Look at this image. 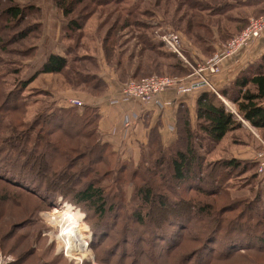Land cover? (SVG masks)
Returning a JSON list of instances; mask_svg holds the SVG:
<instances>
[{"label": "trees", "instance_id": "1", "mask_svg": "<svg viewBox=\"0 0 264 264\" xmlns=\"http://www.w3.org/2000/svg\"><path fill=\"white\" fill-rule=\"evenodd\" d=\"M53 1L63 18L67 19L63 36L74 34L75 37L83 28V18L87 20L89 14L97 13L98 8L109 11L103 20L105 23L98 27L97 32L104 25V29L108 27L102 38L95 37L92 41L94 54L79 55L76 52L82 47L79 44L82 40L80 35L74 38V47H69L70 59L50 54L32 77L19 78L17 59L30 58L36 51L33 45L41 34L38 25L40 10L29 6L20 8L15 0H0V129L5 119L3 116L9 112L22 113L27 107L36 105L37 101H31L35 94L50 97V93L44 89L27 90L32 79L39 74H63L68 82L75 83L81 91L101 96L106 86L97 75L98 50L102 51L107 66L118 71L122 84L129 80L138 82L154 76H167L163 72L164 67L171 72L168 73L172 78L190 73L174 55L161 50V43L149 35L153 29L143 17L152 18L162 0H154L153 4L150 0ZM176 1V8L185 9L180 17L174 19V25H181V33L194 47L210 54L211 44L215 41L213 26L217 25L215 28L218 29L220 25L219 21L214 22L211 17L217 11H221L220 14L226 12L229 1ZM251 3L259 8L258 17L263 16L264 0ZM32 18V23L24 25L26 20ZM125 29L132 31L131 37L121 41ZM136 29L140 30L135 35L140 49L136 54H127L124 46L135 38L132 34ZM223 35H218L221 40L229 37L224 36L223 39ZM135 56L138 60L134 63ZM253 66L218 92L220 97L231 103L245 124L211 90H201L195 103V123H191L185 107L179 109L173 143L163 147L156 130H152L148 146L141 152H148L149 162L144 160L145 155H141V163L146 165L142 167L139 163L138 168L128 172L125 162L117 161L116 168L113 166L109 145L99 142L97 127L100 117L95 108L85 106L81 114L74 108L49 109L40 112L32 122H12L10 136L3 135L4 132L0 130V203L8 199V195L27 194L34 196L41 208L46 205L51 209V205L57 204L58 200L73 207L82 206L86 220L95 219L91 227L95 246H103L109 238L114 239L123 233L120 241L118 239L107 245L109 247L105 255L100 257L103 263L110 262L118 251L120 260L124 255H129L124 245L128 241L125 239L128 233H143L132 240L131 256L136 260L134 264H151L149 260L155 256L151 254L152 238L164 240V250L168 253L172 250L170 247L181 245V237L185 239L193 233H199L194 237L196 241L201 239L200 246L191 249L187 255L180 254L177 260L179 264H211L219 261V258L227 259L235 255L247 257L243 255L246 252L264 253V176L258 175V164L231 155L229 159H207L229 134L238 130L247 132L249 128L256 131L264 142V55ZM26 90L28 95H23ZM46 98L39 102L42 106ZM19 128L23 129V132L20 131L22 133L18 131ZM55 132L71 141L86 142L85 146H81L84 149L81 152L83 159L79 160L81 162L75 153L79 148L78 142L62 144L61 140L54 138ZM249 134L247 139L240 134L233 136L231 146L237 147L229 149V152L241 147L256 148L259 143ZM22 143L23 148L18 150ZM29 143L32 146L26 149ZM71 154L75 156L71 157ZM29 164L36 175L26 167ZM113 173V184L121 186L127 179L129 183H134L133 201L138 204L131 208L132 213L129 215L123 214L125 205L118 198V191H109L99 185L101 177H110ZM123 173L127 175L122 176ZM231 180H243L250 187L248 192L254 195L232 199L230 192L235 191L233 188L236 183L232 187L229 185ZM83 182H86L84 187L80 186ZM256 183L258 188L254 190ZM245 189L246 186L238 187L239 191ZM112 196L116 203L110 201ZM25 225L27 221L24 219L12 223L5 238L8 240ZM119 227L122 231L118 230ZM145 233L150 235V239H146ZM177 233L182 234L179 237ZM18 238L23 240L24 237ZM149 243L151 248L146 249ZM217 246L218 250L215 249ZM30 254L25 253L22 260L30 257Z\"/></svg>", "mask_w": 264, "mask_h": 264}, {"label": "rangeland", "instance_id": "2", "mask_svg": "<svg viewBox=\"0 0 264 264\" xmlns=\"http://www.w3.org/2000/svg\"><path fill=\"white\" fill-rule=\"evenodd\" d=\"M154 0H150L151 4H153ZM229 1V6L226 10V12H223L220 14L217 11V13L211 17L212 21H219V26L218 29L215 27L217 25L213 26V37L215 38V41L212 42L211 44V53L207 54L205 52H202L198 48L194 47L186 38L181 33V25L180 26H175L174 25V19L178 18L182 15L184 11V7L179 10V8H176L178 2L176 0H162L161 4L159 7H157V10L153 14L152 18L146 17L144 15L143 19L147 20V23L152 26V33L151 35L152 39L156 42L161 43L162 48L161 50L165 51L166 53L172 54V52L164 45L162 42V39L168 35L172 34L176 36L181 44V48L183 50V58L186 60L187 63H184L182 59L174 55L182 64L183 67L186 68V70L190 71L193 73L192 67L196 66L197 64L194 63L193 57L191 56V53L193 51H197L201 56L204 57V59L201 62H204L208 59H211L213 56L217 55L219 53V46L224 45L227 42H229L234 36L239 34L241 31H243L247 25V22L249 19H255L258 18V10L256 4L251 3V1L255 2L256 0H240V2L236 0H226ZM15 3L21 8V7H35L37 10H40L38 13V16H40L38 20V25L41 28V34L39 33V40L36 42V44L33 45V47H36V51L33 53L32 57L27 58V59H17V64L19 66V78H28L32 77L34 73L38 71V69L41 67L42 63L44 60L47 58L48 55L50 54H56L59 56H62L64 58H71V53L69 47L73 48L75 45L74 38L79 37L82 35V40H80L79 44L82 45L81 48L77 49L76 52L79 55H84L87 53L92 54L93 53V40L95 37L102 38L105 34V31L107 29L105 28V25L103 28L99 29L100 32L98 31V27L103 25V20L108 16L107 11L108 9H100L98 8L97 13L94 14H89V18L87 20H84L82 22V29L80 32L77 34L71 35L72 40L70 39L71 36H63V27L66 25L67 19L63 18L61 11L54 6V1L53 0H15ZM111 9V8H110ZM156 9V8H155ZM103 10V11H102ZM102 12V13H101ZM106 12V13H103ZM75 14H78L77 12ZM74 16V15H72ZM84 16V14H83ZM27 22L32 23L33 18L26 20L24 25H27ZM173 22V25L171 24ZM108 22H106L107 24ZM109 23L108 25H110ZM183 28V26H182ZM135 29V28H134ZM239 30V31H237ZM139 29H136V31L133 30V36L139 32ZM220 35L228 36L226 37L225 40L220 39ZM224 31L226 33H224ZM132 31H129L128 29H125L122 32V40L121 41H126L129 40L128 38L131 37L130 33ZM135 32V33H134ZM223 33V34H222ZM84 36V37H83ZM63 37V38H62ZM230 38V39H229ZM134 39H131L127 45H125L126 53L129 54L130 52H134L135 54L138 53L140 47L137 44V41ZM64 40V41H63ZM31 41V40H30ZM29 41V42H30ZM220 43L218 45L216 51H214V44L215 43ZM75 51V50H73ZM94 54V53H93ZM102 54L101 50L97 51V63L98 67L100 69L101 66V60L99 55ZM103 57V56H102ZM138 57H133V62H137ZM200 62V63H201ZM105 68V67H104ZM101 70H99L98 73H100ZM163 72L169 76V70L166 69L165 67L163 68ZM169 72V73H168ZM163 73V74H165ZM70 74V73H69ZM68 74V75H69ZM98 75V74H97ZM181 78V77H177ZM33 80V81H32ZM31 83L27 87V90H33V91H39L40 89H44L50 93V97L46 98L45 96L41 94H35V96L31 97V101H37L36 105H33L31 107H27L22 113L21 111H16L14 114L10 113L7 114L6 116H3L4 121L2 123V129H0L3 133V135L8 134L10 136V129H11V124L12 122L14 124H18V121L23 120L25 123L32 122V120L37 116L40 112H46L49 111V109L54 110L55 108H74V107H69L67 106L66 102L67 99L70 98H76L79 99L80 101L85 103V106L87 107H92L94 106V102H96L95 97H100L98 95H91L86 92L81 91L79 86H76V84H71L68 82L65 78V75L61 74H39L32 79ZM76 86V87H75ZM213 86V85H212ZM214 88V87H213ZM27 90L23 93V95H28ZM47 99L46 103L42 106L41 103H39L41 100ZM222 98V97H221ZM222 100H225L222 98ZM221 100V101H222ZM115 103V102H113ZM226 104L224 106L230 111V108H234L230 102L226 101ZM91 104V105H90ZM84 106V107H85ZM43 107V108H42ZM82 109H77L74 108V110L78 113H82ZM235 110V109H234ZM235 115V114H234ZM241 119V118H240ZM239 119V121H241ZM248 128V127H247ZM36 129V128H35ZM23 129H18V131H22ZM116 129H112V133L116 134ZM248 131H240L238 132H233L229 134L223 142H221L220 146L214 149V151L210 154H212L209 158H207L210 161H214L217 159L221 158H226L229 159L230 155L231 157H236L238 159H247V158H241L240 151H243L244 149L241 147L237 149L236 151L233 150V152H229V149H234L237 147L236 146H231L232 138L236 134H240L244 136L247 139L248 133L249 135L252 136L253 139L257 140L259 145L254 148L256 149L255 152L253 153V156L251 158V161L254 162L253 157L257 155L258 153L262 152V148H264V142L261 141L260 135L253 130H250L249 128L247 129ZM37 131V130H36ZM23 132V131H22ZM20 132V133H22ZM35 132V131H34ZM18 133V132H17ZM54 138L57 140H61L62 144L65 143H77L78 144V149L75 151L77 153V160H82L83 155H82V150L81 146H85L86 142H81L80 140L76 141H71L68 137L65 135H61L58 132H55ZM98 139L99 142L102 143V137L98 134ZM55 139V140H56ZM105 141V139H104ZM2 144V142H0ZM10 142L8 143V145ZM83 144V145H82ZM107 144V143H105ZM205 144V143H204ZM31 144L29 143V146L26 147V149L31 148ZM23 148V143L17 148L22 149ZM227 149V150H226ZM15 150V152L19 154V151ZM109 153H112L113 155V166L117 165V161L119 162H125L128 164V169L127 172L130 170H134L138 168L139 163L143 167L146 164L141 163L143 161L141 155H145V161L149 162V155L148 152L145 151L143 154L140 156L138 155L137 158L134 157L133 151H121V149H118L119 151H114L109 149ZM227 151V152H224ZM261 150V151H260ZM112 151V152H111ZM239 151V152H238ZM259 151V152H258ZM236 152V153H235ZM209 154V155H210ZM208 155V156H209ZM74 157V154H71V157ZM240 157V158H239ZM253 159V160H252ZM81 162V161H79ZM31 163V162H30ZM258 164V163H256ZM29 168L30 172L34 175L35 172L33 170V167L31 164L26 166ZM25 168V169H27ZM259 166H257V173H258ZM142 171V170H141ZM130 173V172H129ZM127 173H123L122 176H126ZM260 175V173H258ZM116 176V174H115ZM114 177V173L110 177H101L102 180L99 183L100 186H105L106 189L109 191H118V198L122 201V204L124 206V215H129L131 208H135L137 206V202L133 201V196H134V183H129V180L127 179L125 181V184H113L112 179ZM244 178V175L241 176ZM260 177H262L260 175ZM111 179V180H110ZM110 180V181H109ZM86 182H83L80 186H85ZM229 185H232L233 183L236 185L233 189L235 191H231L232 199H242L244 197H252L254 194L249 193L248 191L250 190V187L247 186L243 180L235 181L231 180L229 182ZM119 186V188H118ZM246 186L245 190L239 191L238 187H243ZM110 187V188H109ZM258 184L256 183L254 190H257ZM190 196V195H189ZM113 196L110 197L111 202H115L113 200ZM213 199V198H212ZM214 200V199H213ZM37 199L34 198L32 195H27V194H14L13 195H8V199H5L4 202L0 203V253L2 254L3 257L11 259L10 264H134L135 258L131 256V249H132V240L134 237L139 236L140 234L142 235L143 233H128V236H125V239L128 241L126 242L127 248H128V253L129 255H124L123 258L120 260V251H118L111 260L110 262L103 263V261L100 260V257H103L106 253L107 245H111L113 242L116 240L121 239V234L119 233L116 238L111 239L109 238L108 240L103 243L104 245H98L95 246V240H93V236L91 233V227L94 223L95 219H90L86 220V213L84 211V208L82 206L73 207L72 205L68 203H63L60 200H58L57 204L51 205L50 207H43L41 208L40 205L36 202ZM221 200H219V203ZM52 204V203H51ZM70 205L75 211H77L80 214V220L78 224L81 226H85L84 230H80L82 235H84L87 239H84L83 241L88 245L86 253H76L71 251L69 248H63V245L56 239V230L53 227V225L50 223L47 214L52 218H58L60 213H56V211L60 212V210L63 209L65 205ZM53 215V216H52ZM24 219L27 221V225L22 227L21 229H17L15 233H13V236L8 237V240L5 238L6 235L8 234V231L10 227L12 226V223L16 221H20ZM96 222V221H95ZM82 229V228H81ZM121 227H119L118 230H120ZM122 231V229L120 230ZM179 237L181 236L182 233H177ZM199 233H193L191 236L186 237L185 239H182L181 237V245L177 247H170L172 249L171 251L164 250V240H160L159 238H152L151 242L153 243L152 245V250L151 254L155 255L154 259H150L149 261L151 264H179L177 262L178 257L180 254H188L191 249H198L200 246V241L201 239L196 241V238L194 236H198ZM24 237L23 240L19 239L18 237ZM144 236L146 239H150V235L148 233H145ZM201 237V236H199ZM91 245V246H89ZM151 248V243L146 246V249ZM163 248V249H162ZM145 249V250H146ZM218 250L217 248H215ZM67 251V252H65ZM31 253L28 258H24L22 260V256L25 253ZM153 252V253H152ZM167 253V254H166ZM185 255V257H186ZM247 257H237L232 256V258H219V261H214V263L211 264H264V253H256V252H246L243 254ZM223 259V260H222ZM211 261V260H210ZM212 261V262H213Z\"/></svg>", "mask_w": 264, "mask_h": 264}, {"label": "crops", "instance_id": "3", "mask_svg": "<svg viewBox=\"0 0 264 264\" xmlns=\"http://www.w3.org/2000/svg\"><path fill=\"white\" fill-rule=\"evenodd\" d=\"M218 45H220L218 42L214 44V51ZM263 55L264 35L232 59L222 62L220 74L211 79L215 91L218 93L227 88L242 72L254 67L253 65ZM102 56V54L99 55V60H101L99 70L101 72L98 73V77L104 81L106 88L100 97H95L96 102L92 108L96 109L100 117L97 131L102 137V143H107L111 150L119 151L118 149H121V151L128 153L132 150L134 157L137 158L138 155H141L142 150L148 146L152 130H156L163 147L171 145L176 138V115L182 107L188 110L191 123H195V103L201 94L200 91L184 94L169 91L158 101L150 104L122 101L119 95L122 82L119 81L118 71L107 66ZM191 56L195 64H200L204 59L197 51H193ZM195 77L190 72L181 78H184L185 82H197L198 79L196 80ZM223 101L226 102V100ZM132 116L136 117L137 120L133 124V129L128 132L123 128V124L127 117ZM116 128V134H113L111 131ZM255 150L252 146H248L243 151L238 152L241 158L251 160Z\"/></svg>", "mask_w": 264, "mask_h": 264}, {"label": "built area", "instance_id": "4", "mask_svg": "<svg viewBox=\"0 0 264 264\" xmlns=\"http://www.w3.org/2000/svg\"><path fill=\"white\" fill-rule=\"evenodd\" d=\"M262 35H264V15L255 19H249L243 31L234 36L226 44L220 46L217 55L192 67V74L196 76V80L198 79L197 82H185L184 78H172L169 76H154L138 82L129 80L126 83L121 84L119 92L120 98L125 102L135 101L141 104H150L158 101L159 98L169 91L184 94L209 89L222 100L213 88L211 79L220 74L223 61L232 59L247 46L262 37ZM162 42L172 54L182 59L184 63H187L183 58V50L176 36L168 34L162 39ZM222 102L226 104L225 101L222 100ZM66 104L69 107L77 109H81L85 106L84 102L76 98L67 99ZM230 110L238 119H240L234 109L230 108ZM136 120L137 118L134 116L127 117L123 124V128L130 132L133 129V124ZM241 122L245 124L242 120ZM261 150L262 152L255 155L253 159L255 163H258V173H260L261 176H264V148ZM11 262V259L3 257L0 253V264H10Z\"/></svg>", "mask_w": 264, "mask_h": 264}, {"label": "bare ground", "instance_id": "5", "mask_svg": "<svg viewBox=\"0 0 264 264\" xmlns=\"http://www.w3.org/2000/svg\"><path fill=\"white\" fill-rule=\"evenodd\" d=\"M56 213H60L58 218H51L48 214L47 217L56 230V239L63 245L62 249L69 248L76 253H86L88 245L83 240L87 238L80 232L85 226L78 224L80 214L68 204Z\"/></svg>", "mask_w": 264, "mask_h": 264}]
</instances>
